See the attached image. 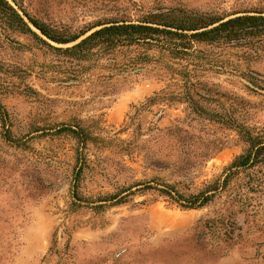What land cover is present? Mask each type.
Returning <instances> with one entry per match:
<instances>
[{"label": "rangeland", "instance_id": "obj_1", "mask_svg": "<svg viewBox=\"0 0 264 264\" xmlns=\"http://www.w3.org/2000/svg\"><path fill=\"white\" fill-rule=\"evenodd\" d=\"M8 1L67 35L87 31L69 43L43 36L63 48L99 23L169 8L264 11V0ZM193 50L175 58L136 44L83 59L0 27V110L8 113L5 127L0 118V264H264V195L250 194L263 202L257 211H235L229 191L185 208L145 186L164 180L196 192L244 149L211 115L264 125V41ZM70 125L87 128V147L60 132ZM80 151L88 161L79 194L92 204L116 192L125 200L71 206Z\"/></svg>", "mask_w": 264, "mask_h": 264}, {"label": "trees", "instance_id": "obj_2", "mask_svg": "<svg viewBox=\"0 0 264 264\" xmlns=\"http://www.w3.org/2000/svg\"><path fill=\"white\" fill-rule=\"evenodd\" d=\"M25 16L8 0H0V27L3 30L12 28L23 33L33 34L57 50L83 59L90 52H105L125 45L146 44L152 49L160 47L178 58L182 55L195 54L193 47L196 42L247 44L254 40L264 41V11L261 10H240L222 16H214L208 12L169 8L161 12H150L138 22L124 20L99 23L97 24L100 26L99 28L65 48L53 46L43 36L58 43H69L77 40L87 31L67 35L27 12H25ZM197 55V57H203ZM203 97L209 98L205 95ZM189 98L192 99L190 95ZM1 107L0 104V109ZM0 112L1 121L5 127L8 113L6 109L0 110ZM211 119L223 121L235 129L245 143L244 149L234 156L230 163L223 168V171L196 192H183L175 184L164 180H157L155 185L146 184L145 186L155 188L172 202L185 208L205 206L223 192L229 191V206L235 207V211L259 210V206H262L263 202H254V197L250 194L258 192L264 195V125L254 126L245 121H239L230 111L224 118L213 114ZM76 128L72 125L64 126L60 132H72L79 144L83 148L87 147L90 142L87 128L79 125ZM82 152H79L78 160L81 165L72 185L71 206H90L99 210L106 206L108 200L115 199L117 202L125 200L128 193L116 192L100 196L98 201L92 204L91 201H94L91 198L79 194L80 173L88 161V156H82ZM231 212L233 213V211Z\"/></svg>", "mask_w": 264, "mask_h": 264}]
</instances>
